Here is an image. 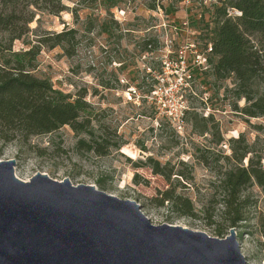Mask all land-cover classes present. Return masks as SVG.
<instances>
[{
    "label": "rangeland",
    "instance_id": "rangeland-1",
    "mask_svg": "<svg viewBox=\"0 0 264 264\" xmlns=\"http://www.w3.org/2000/svg\"><path fill=\"white\" fill-rule=\"evenodd\" d=\"M212 1L119 0L107 8L101 0H62L66 10L59 15H37L39 21L30 23L35 29L30 39L65 28L76 32L72 55L61 46H43L32 73L72 99L83 96L90 106L94 137L83 134L91 148L79 149V136L65 125L31 137L30 147L0 143V160L15 159L19 179L29 180L39 172L58 181L68 178L73 185H94L135 200L155 225H180L225 237L230 228L219 237L199 217L175 216L166 204H150L148 199L168 184L149 166L135 165L151 156L162 164L184 161L192 166V179L181 180L177 191L191 198L198 210L216 194L219 152L230 153L231 137L242 134L251 154L264 156V116L248 117L233 110L232 78H215L205 61L210 48L204 24L210 19ZM14 48L26 45L17 40ZM182 110L187 113L179 125L176 118ZM211 114L207 123L204 118ZM102 129L108 133L106 139ZM200 153L208 156L209 167L202 164ZM136 173L140 184L133 181ZM248 190L257 200L254 216L264 213V192L256 185ZM251 223L252 233L235 229L240 250L247 264H264L257 218Z\"/></svg>",
    "mask_w": 264,
    "mask_h": 264
},
{
    "label": "trees",
    "instance_id": "trees-1",
    "mask_svg": "<svg viewBox=\"0 0 264 264\" xmlns=\"http://www.w3.org/2000/svg\"><path fill=\"white\" fill-rule=\"evenodd\" d=\"M101 1L110 8L119 0ZM210 9V19L204 24L210 48L205 61L211 65L215 78H232L230 92L236 99L233 110L248 117L264 116V0H213ZM64 10L66 6L62 0H0L2 145L17 142L30 147L31 137L52 133L67 125L79 136L77 148L87 151L91 148V142L83 137V134L94 137L89 103L83 96L72 99L70 94L54 88L47 78L32 73L43 46H61L68 55L74 53V28L30 39L35 31L30 28V23L39 21L37 15H59ZM17 40H21L26 48L15 49ZM241 99L245 103L239 106L237 101ZM185 113L186 110L183 119ZM211 119L212 114L204 118L207 123ZM101 135L105 139L108 137L105 129ZM228 142L230 153L219 152L222 162L215 171L216 194L198 210L191 198L177 191L181 180L192 179V166L184 161L162 164L151 156L135 165L149 166L154 175L162 176L168 184L164 189H157L156 194L148 199L150 204L160 207L166 204L175 216L199 217L219 237L229 228L252 233L251 221L256 217V231L264 246V213L254 216L257 200L248 190L256 185L264 192V156H253L242 134L231 137ZM124 150L129 152L126 148ZM200 157L202 164L209 167L208 156L201 154ZM101 181L98 184L103 188ZM133 181L140 184V175L134 174Z\"/></svg>",
    "mask_w": 264,
    "mask_h": 264
},
{
    "label": "water",
    "instance_id": "water-1",
    "mask_svg": "<svg viewBox=\"0 0 264 264\" xmlns=\"http://www.w3.org/2000/svg\"><path fill=\"white\" fill-rule=\"evenodd\" d=\"M0 160V264H247L235 228L218 238L153 224L141 204Z\"/></svg>",
    "mask_w": 264,
    "mask_h": 264
},
{
    "label": "built area",
    "instance_id": "built-area-1",
    "mask_svg": "<svg viewBox=\"0 0 264 264\" xmlns=\"http://www.w3.org/2000/svg\"><path fill=\"white\" fill-rule=\"evenodd\" d=\"M183 113H184V111L182 110L181 112H180V116H178V118H176L177 120V122L176 123H178L179 125L183 122Z\"/></svg>",
    "mask_w": 264,
    "mask_h": 264
}]
</instances>
